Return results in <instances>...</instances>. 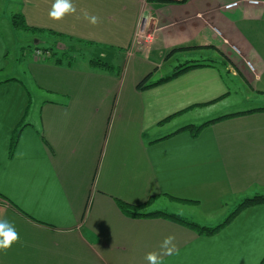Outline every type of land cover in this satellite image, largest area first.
I'll use <instances>...</instances> for the list:
<instances>
[{"label": "crops", "instance_id": "crops-1", "mask_svg": "<svg viewBox=\"0 0 264 264\" xmlns=\"http://www.w3.org/2000/svg\"><path fill=\"white\" fill-rule=\"evenodd\" d=\"M173 1L72 0L75 14L43 27L40 16L54 0H14L17 10L3 25L7 33L21 31L11 24V16L20 15L28 27L61 34L72 51L69 62L56 64L60 54L35 56L45 49L35 40L33 56L18 46L9 70V47L0 33V221L19 234L10 249L0 250V264H148L147 253L159 252L169 235L176 250L163 264H264V247L223 246L215 240L221 231L202 238L177 223L128 218L117 208L116 200L140 205L153 198L148 207L159 200H236L237 206L264 196V111L253 112L264 106L222 104L215 114H196L194 120L212 116L201 124L175 123L241 89L264 96V0ZM82 10L100 23L91 25ZM49 43L46 48L56 46ZM80 46L94 50L95 58L76 56ZM106 48L124 50L126 59L137 49L156 48L163 59L176 51L169 58L207 62L140 90L136 79H125L124 68L91 65L93 59L111 64ZM27 74L40 93L30 105ZM237 113L246 114L217 121L195 138L176 133ZM22 119L9 157L11 134ZM239 214L264 223V204Z\"/></svg>", "mask_w": 264, "mask_h": 264}, {"label": "rangeland", "instance_id": "rangeland-1", "mask_svg": "<svg viewBox=\"0 0 264 264\" xmlns=\"http://www.w3.org/2000/svg\"><path fill=\"white\" fill-rule=\"evenodd\" d=\"M17 5L14 3V0H0V33L3 37H5V41L7 42V45L9 47L8 51V57H7V63L9 70L14 67V62L12 61L13 58H15L18 55V46L22 45L26 47L28 51V57L33 56V49L36 47V45L32 42L35 40L40 41V46L45 47V45H50L52 41H55V47H48L49 49H53V54L55 55H62L65 53V57L68 56L69 52H67V49L70 46V43L66 41H62L63 39H60L58 37H54L48 33H41V32H35V31H20L19 33H16L14 35L13 33H7V27L3 25H7V19L10 12H16ZM41 20L38 23V25H42L43 27H47L46 22L49 21V16L47 14H42ZM34 29H37L39 31L41 30L40 27H35ZM47 29V28H46ZM46 32V30H44ZM0 34V35H1ZM2 37V38H3ZM38 46V44H37ZM58 46V48H57ZM80 49L77 51L78 53L76 56H80L83 59H89V58H95V51L90 49V47L80 46ZM103 51V48H98ZM97 49V50H98ZM27 51L24 52V55H26ZM135 53V56L126 59L125 51L118 48H106L105 53L107 55V60L111 63V65L114 68H118L119 70L125 69L126 74H124L125 79L129 82L131 78L136 79V82H141L145 77H147L145 84L152 81L154 82L155 79L163 76L168 75L167 73H171L172 70L183 64L186 59L183 58L184 55H175L172 58L167 57L166 59L161 58L158 55L157 49L153 48L151 52L146 53L145 51L137 49ZM43 52V51H42ZM16 54V55H15ZM50 54V53H48ZM174 55V54H173ZM97 58L99 57L96 56ZM205 57V56H204ZM193 59V58H191ZM206 59V58H205ZM225 65H227L225 63ZM6 72V71H5ZM163 73V74H162ZM5 74H10V71H7ZM4 74V75H5ZM170 75V74H169ZM30 74H27V77H25V86L29 90V93L32 94L29 99V105L32 102V104L35 102V96L39 95L40 93H37V84L31 79ZM247 91L244 89H241L240 91H237L236 94H232L231 97L221 104H216L213 106H210L206 108L205 110L201 111H194L189 113L188 115L183 116L181 119L176 121V124H184L185 122H190L191 120H194L193 118L196 117V114H201L202 116H205L208 113L215 114L217 113L218 109L222 107V104H229L230 106H237L238 109L241 110L244 109L246 106H264V96L253 93L252 95H248L246 93ZM249 92V91H248ZM246 93V94H245ZM45 96H49L46 93H44ZM44 96V95H43ZM244 105V106H241ZM212 116L208 118H200L197 120H194L197 124H201L202 122L208 120ZM172 127L174 125V122L171 123ZM171 128V125L169 126ZM167 127H164V129ZM236 200H232L230 203L227 204H215V203H172L168 200H159L156 201V203L153 204L152 207L148 211L151 210H159L164 211L167 213H172L175 215H178L184 219H186L189 222L195 223L200 227H206V228H213L215 226L220 225L227 216L234 210L236 206H233L232 203H236ZM252 217V216H251ZM194 232V231H193ZM220 232V231H219ZM218 232V233H219ZM261 234H264V223L260 221H255V219L246 217L245 215H237L236 218H234L228 225L225 226L224 229L221 230V232L218 234L215 240H217V243H220L224 241V245H235L237 247L243 248V249H252L254 252L264 247V239L260 238ZM195 235L202 238H207L210 236H204V235H198L195 232ZM213 243L204 242L201 245L205 247L213 246Z\"/></svg>", "mask_w": 264, "mask_h": 264}, {"label": "trees", "instance_id": "trees-1", "mask_svg": "<svg viewBox=\"0 0 264 264\" xmlns=\"http://www.w3.org/2000/svg\"><path fill=\"white\" fill-rule=\"evenodd\" d=\"M151 1V0H148ZM160 1H168V2H174L173 0H160ZM188 0H179L178 3H185ZM11 24L12 27L15 30H21V31H35V32H42L39 31L37 29H34L32 27H28L22 16L20 15H12L11 16ZM50 34L57 36V37H63L61 34H56L54 32H50ZM53 49H49V48H45V49H41V51H43V53H50L49 56H47L48 59H51L54 57V54L52 53ZM38 51V50H37ZM72 49L68 48L67 52H71ZM36 52V51H35ZM174 52L176 51H172L170 52V54L167 56L169 57L170 55H172ZM35 54V53H34ZM66 51L65 53H63L57 60H56V64L62 63V61L64 60H68V56L65 57ZM67 55V54H66ZM69 55V54H68ZM70 60H68L69 62ZM91 65L95 68L101 69V70H106L109 72H117L118 69H115L111 64L109 63H105L103 60L101 59H93L90 61ZM207 61H193V62H185L183 64H181L180 66H177L174 69L173 74L170 77L164 78L159 80L158 82L154 83V84H145V81L147 79V77H145L141 82H139L137 84V89L140 90H144V89H148L154 86H157L161 83H164L166 81H168L169 79H172L174 77H176L177 75L183 73L186 70L189 69H193V68H197V67H203L205 66ZM256 111H264V109H258V110H254L253 112ZM246 113H237L234 115H228V116H223V117H219L217 119L208 121L202 125L199 126H194V125H188L186 127H183L181 129H179L176 133H180V132H187L191 137L195 138L199 135V133L202 131L203 128L217 122V121H222L224 119H227L229 117H233V116H239V115H243ZM23 126V119L17 124V126L14 128L10 140H9V147H8V156L11 157L13 155L17 140H18V135H19V131L21 130ZM153 198H150L146 203L140 204V205H131L128 203H125L121 200H116V205L117 208L120 210V212L128 217V218H159V219H165L174 223H177L179 225H182L194 232H196L198 235H204V236H213L215 234H217L219 231H221L222 229L225 228L226 225H228L230 223V221H232L239 213H241L242 211L251 208V207H255V206H259V205H263L264 204V196H254L251 198H247L244 199L242 202H240L235 209L227 216V218L218 226H215L213 228H206V227H200L195 223L189 222L186 219L175 215V214H170L164 211H154V212H148V205L151 203Z\"/></svg>", "mask_w": 264, "mask_h": 264}, {"label": "clouds", "instance_id": "clouds-1", "mask_svg": "<svg viewBox=\"0 0 264 264\" xmlns=\"http://www.w3.org/2000/svg\"><path fill=\"white\" fill-rule=\"evenodd\" d=\"M83 11V18L91 25L96 26L100 23V17L90 15L86 10ZM76 13V7L72 0H54L51 9L48 13L49 18L54 21L63 20L65 16L73 15ZM79 18V17H78ZM19 241V234L15 230L12 223L7 220L0 221V250H8L11 246ZM175 236H167L160 245L159 252H149L145 256L148 264H163L165 256H170L176 250L174 243Z\"/></svg>", "mask_w": 264, "mask_h": 264}, {"label": "built area", "instance_id": "built-area-1", "mask_svg": "<svg viewBox=\"0 0 264 264\" xmlns=\"http://www.w3.org/2000/svg\"><path fill=\"white\" fill-rule=\"evenodd\" d=\"M252 3H255L256 4V2H252ZM236 5H237L236 3L235 4H229L225 8L226 9H229V8L234 7ZM35 56H37V57L48 56V53H43L42 51H36L35 52Z\"/></svg>", "mask_w": 264, "mask_h": 264}]
</instances>
